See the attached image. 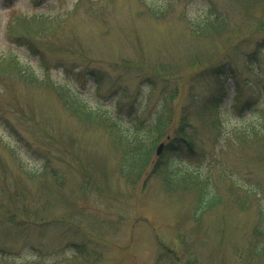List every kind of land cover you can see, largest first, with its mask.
<instances>
[{
  "label": "rangeland",
  "instance_id": "obj_1",
  "mask_svg": "<svg viewBox=\"0 0 264 264\" xmlns=\"http://www.w3.org/2000/svg\"><path fill=\"white\" fill-rule=\"evenodd\" d=\"M208 10L224 29L198 37ZM227 65L228 97L175 157L221 195L196 221V190L120 174L111 124L164 113L172 138L190 79L210 94L205 75ZM59 90L106 121L80 120ZM263 119L264 0H0V264H264Z\"/></svg>",
  "mask_w": 264,
  "mask_h": 264
},
{
  "label": "trees",
  "instance_id": "obj_2",
  "mask_svg": "<svg viewBox=\"0 0 264 264\" xmlns=\"http://www.w3.org/2000/svg\"><path fill=\"white\" fill-rule=\"evenodd\" d=\"M223 25L224 21L221 20V17L217 14L214 16L211 10H208L203 17L194 19L191 22L192 31L198 37L218 33L224 29ZM13 64L24 81L33 84L40 83L43 80V77H40L34 69L20 66L18 60H15ZM201 70L202 68L198 71ZM218 71H220V74H218ZM199 77L203 76L190 79V101L182 111L172 138L167 133L166 119L170 121V118L164 113H159L153 122L132 120L128 125L125 123L120 124L118 121L110 123L114 128V132L111 134L113 146L122 154L120 174L131 183L137 182L142 177H145L147 182L154 176H165L164 184L168 190L182 188L196 190V221L200 220L206 212L218 207L221 203V195L218 186L210 180L211 178L206 173L198 170L182 174L177 171L175 169V162H177L175 157L183 158L184 144H188L191 150L194 149L195 139L190 131L192 130L193 119L195 117L199 118L202 114L206 115V112L210 110H218L222 106L230 93L227 84L234 77V72L229 65H227V68L223 67L220 70L211 69L205 77L212 80L211 87L214 85L213 78L216 79L217 85L216 91L213 89L210 94L198 95L192 92L193 82ZM211 87L207 92L211 90ZM59 95L65 99L67 107L80 120L89 122L106 121V117L100 115L97 110L83 104L78 96L70 94L71 97H69V94L67 95L63 90H59ZM176 96L177 92L174 91L170 99ZM110 124L108 127H112ZM254 125V128H258L256 133L264 134V119L255 122ZM160 142H163L164 146L160 154H156V148ZM246 186L245 195L250 197L254 192L248 188V185ZM256 231L260 232L259 228Z\"/></svg>",
  "mask_w": 264,
  "mask_h": 264
},
{
  "label": "water",
  "instance_id": "obj_3",
  "mask_svg": "<svg viewBox=\"0 0 264 264\" xmlns=\"http://www.w3.org/2000/svg\"><path fill=\"white\" fill-rule=\"evenodd\" d=\"M162 147H163V144H162V143H160V144H159V146H158V148H157V153H160V151H161Z\"/></svg>",
  "mask_w": 264,
  "mask_h": 264
}]
</instances>
